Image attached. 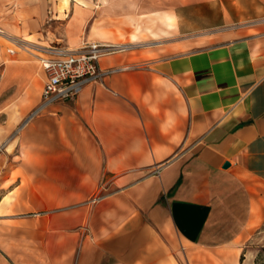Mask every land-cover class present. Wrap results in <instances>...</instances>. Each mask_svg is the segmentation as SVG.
<instances>
[{"label":"crops","instance_id":"0c3cea01","mask_svg":"<svg viewBox=\"0 0 264 264\" xmlns=\"http://www.w3.org/2000/svg\"><path fill=\"white\" fill-rule=\"evenodd\" d=\"M61 2L0 0V264L235 261L264 238V0ZM93 41L124 68L29 116L43 56Z\"/></svg>","mask_w":264,"mask_h":264},{"label":"built area","instance_id":"2783aa9c","mask_svg":"<svg viewBox=\"0 0 264 264\" xmlns=\"http://www.w3.org/2000/svg\"><path fill=\"white\" fill-rule=\"evenodd\" d=\"M124 48L93 41L76 49H54V56L42 59L46 79L40 101L29 116L41 112L51 103L76 97L87 84L101 82L104 77L123 69L119 66L101 67L99 60L104 55Z\"/></svg>","mask_w":264,"mask_h":264},{"label":"rangeland","instance_id":"374dc122","mask_svg":"<svg viewBox=\"0 0 264 264\" xmlns=\"http://www.w3.org/2000/svg\"><path fill=\"white\" fill-rule=\"evenodd\" d=\"M70 1L73 0H68V4ZM75 1V0H74ZM81 1V0H77ZM105 1V0H104ZM60 7H64L62 5V2L59 5ZM163 14L158 13L155 16H152L150 19L149 18H138L137 22L131 21L130 23L132 24V29L130 32H135L139 38H147L150 35L155 37H159L160 35H168L169 33H172L171 29L168 28V26L165 23V20L162 16ZM139 21V22H138ZM154 27L156 26V32L149 31V27ZM109 34H113V37L110 41L113 42H127L130 39H132L131 34L127 37H124V31L120 30L119 34L118 32L113 29L108 31ZM11 48L17 49L16 47L12 45H8ZM79 48V47H78ZM43 57H48L47 55H44ZM177 249L179 247V244L177 243ZM248 247L244 248V250L241 252L239 255V258L242 256L241 259L237 258L235 261L232 260L231 254L229 253L230 248L228 247H222L214 250L210 249H203L201 254H189L188 257L186 258L184 255L179 253H174V259L173 263L176 264H247L246 261L249 259L250 253L248 252V249L254 250L255 254L251 258V264H264V238H252L248 240L246 243ZM243 253V254H242Z\"/></svg>","mask_w":264,"mask_h":264},{"label":"bare ground","instance_id":"6f19581e","mask_svg":"<svg viewBox=\"0 0 264 264\" xmlns=\"http://www.w3.org/2000/svg\"><path fill=\"white\" fill-rule=\"evenodd\" d=\"M62 5H64V7H67V5H68V0H62Z\"/></svg>","mask_w":264,"mask_h":264},{"label":"water","instance_id":"95a60500","mask_svg":"<svg viewBox=\"0 0 264 264\" xmlns=\"http://www.w3.org/2000/svg\"><path fill=\"white\" fill-rule=\"evenodd\" d=\"M229 165V162L228 161H225L224 163H223V167H227Z\"/></svg>","mask_w":264,"mask_h":264},{"label":"trees","instance_id":"16d2710c","mask_svg":"<svg viewBox=\"0 0 264 264\" xmlns=\"http://www.w3.org/2000/svg\"><path fill=\"white\" fill-rule=\"evenodd\" d=\"M242 258V256L240 257V259ZM257 264V263H256Z\"/></svg>","mask_w":264,"mask_h":264}]
</instances>
